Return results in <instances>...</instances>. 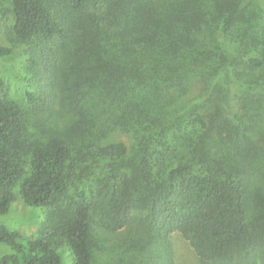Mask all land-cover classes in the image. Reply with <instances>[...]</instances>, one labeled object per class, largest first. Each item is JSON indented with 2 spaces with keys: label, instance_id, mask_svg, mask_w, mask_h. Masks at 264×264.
<instances>
[{
  "label": "trees",
  "instance_id": "16d2710c",
  "mask_svg": "<svg viewBox=\"0 0 264 264\" xmlns=\"http://www.w3.org/2000/svg\"><path fill=\"white\" fill-rule=\"evenodd\" d=\"M210 1L217 0H65L61 9L51 0H12V33L42 73L51 72L56 48L79 31L68 103L87 122L78 105L92 99L96 131L120 130L130 140L101 144L105 133L86 147L79 162L104 160L105 179L96 193L81 192L66 206L52 233L30 238L0 223V245L12 250L0 264H62L65 246L72 264H93V249L108 244L98 232L124 228L141 254L127 252L124 264H150L145 255L162 257L154 251L162 245L173 264V232L200 264H264V124L257 107L264 100V25L257 0H221V7ZM217 5L221 11L210 15ZM215 32L244 48L251 73L244 78L230 61L243 97L238 107L228 99L209 111L210 101L199 96L213 78L217 53L206 43ZM10 53L0 44V57ZM26 98L39 112L47 91L29 89ZM25 130L22 108L0 80V215L17 187L31 207L56 209L67 200L68 138L52 131L36 141L25 172Z\"/></svg>",
  "mask_w": 264,
  "mask_h": 264
},
{
  "label": "rangeland",
  "instance_id": "374dc122",
  "mask_svg": "<svg viewBox=\"0 0 264 264\" xmlns=\"http://www.w3.org/2000/svg\"><path fill=\"white\" fill-rule=\"evenodd\" d=\"M51 1L61 9L62 6H66L65 0ZM156 1L164 3L165 0ZM217 1H219L220 5H218L221 7L223 0ZM217 1H210V3L214 5ZM218 5L216 8H210V15L221 11ZM255 13L256 17L264 25V0H257ZM13 22L12 0H0V44L11 48L9 55L0 57V80L6 86L8 99L19 105L25 114L26 130L24 143L27 148L25 155H23L24 170L25 172L30 171L28 160L30 158L29 151L33 144L46 138L52 131L64 133L72 148V156L67 166L69 177L68 196L63 204H60L56 209L28 206L24 203L17 187L15 189L16 199L12 202L9 210L5 214L0 215L1 224L10 229L18 230L24 236L37 238L41 235L52 233L53 225H58L62 222V211L77 198L78 194L83 192L90 197L93 193H96L98 186L105 179L107 163L104 160L79 162L81 154L86 152V147L96 143L97 139L105 133L106 135L100 138L101 141L99 143L101 144L120 141L128 144L130 138L126 132L120 130L109 131V133L106 130L96 131L93 124L94 120L92 119L95 107L92 104V99L86 97L82 104L80 102L78 105L85 111L87 110V122H83L79 110L72 109L68 103L66 84H71L72 82L69 78L71 77L70 71H72L74 66L72 67L70 59L73 60L75 58L71 55L78 54L80 44L79 31L75 30V34H72L64 44L56 48L54 59L50 66L51 72L47 74L29 65L27 46L16 41L12 33ZM215 33L211 36L208 35V42L206 41L209 50L217 53L214 57L215 59L211 62L213 78L209 77L210 82L202 86V93L199 96L201 102L207 99L210 101L208 105L209 111L214 109V104L225 108L229 100H233V103L238 107L240 104L239 99L241 100L243 97L242 92L238 89L240 86L234 83L233 66L230 61L234 62L233 64L237 69H240L244 78H248L247 74L251 73L250 68L244 63L247 57L244 48L234 40H230L229 37ZM221 57L223 62L217 64ZM223 57L227 58L224 59ZM77 63L75 61L74 65ZM39 87L47 91L48 100L41 111L35 112L29 106L26 91L29 89L36 90ZM258 89L259 91L262 90L261 87H258ZM257 107L261 110V120L264 124V100ZM86 129L89 130L87 131ZM257 135L256 133L255 137ZM98 202L101 204L100 199ZM98 233L103 239H107L108 244H106V248L98 247V249H93V264H124V261L128 259L127 252H134V259L136 255H141L130 247L125 228L117 232L110 233L105 231V233ZM169 247L173 264H200L198 256L179 232L171 234ZM11 251L9 246L0 245V255ZM154 251L158 252L162 257H158L156 254L150 256L149 251L145 258L149 259L150 264H167L164 258L166 251L163 245L158 249H154ZM60 253L62 264H72V253L68 247H63Z\"/></svg>",
  "mask_w": 264,
  "mask_h": 264
}]
</instances>
